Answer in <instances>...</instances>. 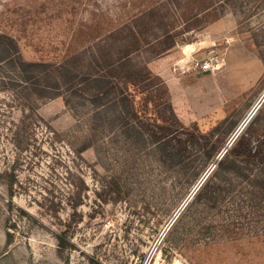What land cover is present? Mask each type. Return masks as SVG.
Returning a JSON list of instances; mask_svg holds the SVG:
<instances>
[{
    "label": "rangeland",
    "instance_id": "1",
    "mask_svg": "<svg viewBox=\"0 0 264 264\" xmlns=\"http://www.w3.org/2000/svg\"><path fill=\"white\" fill-rule=\"evenodd\" d=\"M0 36L24 64L137 44L144 74L120 82L128 114L0 71V264H264V192L213 176L250 126L264 138V0H0ZM172 110L214 160H161L142 131Z\"/></svg>",
    "mask_w": 264,
    "mask_h": 264
},
{
    "label": "trees",
    "instance_id": "2",
    "mask_svg": "<svg viewBox=\"0 0 264 264\" xmlns=\"http://www.w3.org/2000/svg\"><path fill=\"white\" fill-rule=\"evenodd\" d=\"M136 47L137 44L132 50L127 48L125 50L127 52L117 59L109 55L102 56L95 53L89 55L80 52L57 65L24 64L19 62L13 42L7 37L0 36V71L17 74L20 81L29 85L39 96L56 98L65 94L68 103L73 97L83 98L99 110L112 105L111 107L119 106L125 110V113L133 114L129 100L122 97L120 82L126 81L135 85L141 82L138 80L139 76L144 74L140 72L134 76V71L130 69L126 60ZM147 90L149 86L143 88L142 92ZM112 94H116L113 100ZM161 121L163 125H159V128L147 127L146 131H142V135L148 133L150 143L155 145L154 150L164 163L183 167L185 163L187 164L186 153L191 145L201 148L200 151L206 156V164L214 160L219 151L216 145L209 148L207 141L200 140L196 136L184 138L176 135L175 130L183 128V125L173 110L170 117L161 116ZM216 163L214 177L224 173L232 174L252 186L260 187L264 192V138L261 136L255 138L251 126ZM197 175L195 174L194 177ZM207 187L208 184L202 188L198 198L204 194Z\"/></svg>",
    "mask_w": 264,
    "mask_h": 264
},
{
    "label": "water",
    "instance_id": "3",
    "mask_svg": "<svg viewBox=\"0 0 264 264\" xmlns=\"http://www.w3.org/2000/svg\"><path fill=\"white\" fill-rule=\"evenodd\" d=\"M252 114H255V111ZM249 119L247 120V122L245 123V125H247L249 123Z\"/></svg>",
    "mask_w": 264,
    "mask_h": 264
},
{
    "label": "built area",
    "instance_id": "4",
    "mask_svg": "<svg viewBox=\"0 0 264 264\" xmlns=\"http://www.w3.org/2000/svg\"><path fill=\"white\" fill-rule=\"evenodd\" d=\"M202 67L206 68V66H202Z\"/></svg>",
    "mask_w": 264,
    "mask_h": 264
}]
</instances>
